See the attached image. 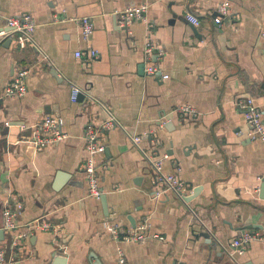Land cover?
I'll list each match as a JSON object with an SVG mask.
<instances>
[{
	"label": "crops",
	"instance_id": "1",
	"mask_svg": "<svg viewBox=\"0 0 264 264\" xmlns=\"http://www.w3.org/2000/svg\"><path fill=\"white\" fill-rule=\"evenodd\" d=\"M225 1L231 14L217 25L215 11ZM143 5L145 19L124 28L121 14ZM25 13L34 18L37 46L0 37V229L5 196L14 193L24 203L17 224L57 226L66 252L57 254L52 232L35 231L17 264H117L118 248L128 264H264V241L243 254L230 246L246 227H264V143L250 140L237 104L253 98L264 119V0H0L1 15ZM82 17L94 23L89 41L81 36ZM148 40L162 49L152 57L161 72L155 75L145 71ZM90 49L99 58H76ZM21 68L31 69L28 92L7 98ZM73 88L82 91L77 102ZM101 104L124 129L100 137L106 207L88 195L82 170L86 125L107 118ZM187 106L196 115H183ZM48 115L63 118L67 136L38 151L30 141ZM128 135L168 156L163 172L187 184L188 197L198 195L185 203L155 185L153 167ZM59 174L68 179L57 189ZM145 221L148 236L165 239L117 242L104 226L130 230ZM247 231L264 236V229ZM4 232L0 244L7 245L12 233Z\"/></svg>",
	"mask_w": 264,
	"mask_h": 264
},
{
	"label": "built area",
	"instance_id": "2",
	"mask_svg": "<svg viewBox=\"0 0 264 264\" xmlns=\"http://www.w3.org/2000/svg\"><path fill=\"white\" fill-rule=\"evenodd\" d=\"M147 10V5L125 10L120 16L121 24L126 27L133 21L144 20ZM230 14L231 4L228 1H225L216 9L214 22L217 25H222L224 20L228 18ZM186 18L193 25H200V20L197 17L188 14ZM77 22L81 28L82 38L85 41H89L94 34L93 20L90 17H82L77 19ZM35 29L36 24L30 13L9 17L0 14V37L2 39H15L17 44L22 48H24L26 44L37 46L34 40ZM261 37L264 39V27L261 31ZM157 53H162L161 47L154 44L151 40H148L145 49L144 63L145 71L148 75L161 73L159 67L152 62V57ZM75 56L78 59L95 60L99 58V53L95 49H90L86 53L78 51ZM30 73L31 69L29 68L19 69L7 86L5 96L11 99L25 97L28 92L26 81ZM164 78L167 79L168 76H164ZM81 92L80 89L73 88L71 96L72 102H77ZM237 104L249 127L250 140L264 143V119L260 107L256 105L253 98L240 99ZM101 107L106 112L107 118L98 124L89 122L86 125L84 141L87 157L82 165V170L88 185V195L98 200L103 196V191L100 189L99 169L106 168L105 165H101L98 160V155L104 151V145L100 143V137L115 128L123 129L121 123L108 110V108L102 104ZM181 112L183 115H196L195 111L189 106L182 108ZM63 127V118L51 115L46 116L43 121L35 127L33 137L30 141L31 145L34 149L40 151L49 145L60 143L65 140L67 136L63 131ZM128 136L133 145L141 151L145 159L153 167L155 171L154 184L164 185L166 190L174 192L182 201L188 203L185 201L191 193V189L188 185L176 175H169L163 172V163L168 159V156L157 157L154 153H150L147 148L142 146V136ZM23 210L24 203L17 200L14 193L8 192L3 202L2 230L11 232L12 238L7 245L0 244V264H17L22 258L20 253L23 250L25 240L33 235V232L35 231L52 232L53 242L56 243V246L61 253H65L66 247L58 241L59 228L57 226H54L49 222H44L41 219H37L25 226L17 224V220ZM104 226L112 235V238L117 242H140L145 241L149 237L159 238L160 240L165 239V237H160L158 235H147V231L150 229L149 221H145L144 223L139 224L135 229L130 230H124L118 225H111L109 223H105ZM22 228L24 229L23 231H18ZM255 240L264 241V236L259 232L244 230L232 241L230 246L234 251L233 253L243 254ZM117 253V264H128L126 255L121 248H118ZM175 264L182 263L176 262Z\"/></svg>",
	"mask_w": 264,
	"mask_h": 264
},
{
	"label": "water",
	"instance_id": "3",
	"mask_svg": "<svg viewBox=\"0 0 264 264\" xmlns=\"http://www.w3.org/2000/svg\"><path fill=\"white\" fill-rule=\"evenodd\" d=\"M127 27L128 26H126L124 28H127ZM7 40H8L9 43H11V41H12V39H7ZM153 59L156 60V58H153ZM53 75L55 77L59 76L57 69H53ZM66 179H68V176L63 175V174H59L58 178H57V182H56V188L57 189L60 188L62 186V184L65 182ZM198 192H199V190H195L194 195H192L190 197H187L185 201L188 202V203L191 202L192 199H194L198 195ZM260 198L264 199V181L262 182V184L260 186ZM100 200L102 201L104 207H106V197L103 195ZM248 229L249 230H252V229H261L262 230V229H264V227L258 226V225H254V226H248V227L245 228V230H248ZM4 234H5V232L2 229H0V240H3ZM204 236L206 238L210 239L208 234H205ZM57 254L58 255H60V254L63 255V253H61V252H58ZM62 263H64V262H62Z\"/></svg>",
	"mask_w": 264,
	"mask_h": 264
}]
</instances>
